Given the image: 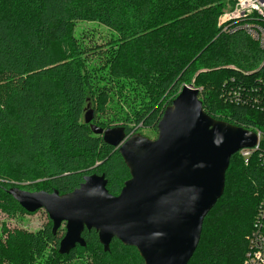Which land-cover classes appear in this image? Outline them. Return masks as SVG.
<instances>
[{
  "label": "trees",
  "instance_id": "trees-1",
  "mask_svg": "<svg viewBox=\"0 0 264 264\" xmlns=\"http://www.w3.org/2000/svg\"><path fill=\"white\" fill-rule=\"evenodd\" d=\"M230 0H0V212L24 211L11 189L71 193L90 175H103L116 196L129 180L117 150L90 124L114 101V92L138 110L123 129L153 128L178 92L200 89L204 113L248 131H264V110L227 101L235 81L248 87L264 81V51L239 29L223 32L219 18ZM230 7L227 9V7ZM98 23L111 32L116 51L106 62V83L88 67L89 55L74 35L76 23ZM93 120L84 123L87 106ZM124 120H130L125 117ZM141 135V134H140ZM264 165L258 153L245 164L230 158L221 198L203 221L188 264H243L261 193ZM48 218V217H47ZM0 264H25L49 253L51 264H144L132 247L113 239L104 251L94 230L83 231L85 247L60 255L65 225L52 222L36 232L1 226ZM89 253L75 261V250Z\"/></svg>",
  "mask_w": 264,
  "mask_h": 264
},
{
  "label": "water",
  "instance_id": "water-1",
  "mask_svg": "<svg viewBox=\"0 0 264 264\" xmlns=\"http://www.w3.org/2000/svg\"><path fill=\"white\" fill-rule=\"evenodd\" d=\"M198 96L193 85L180 90L163 112L155 140L90 126L129 169L118 195L109 194L105 177L96 174L63 196L57 191L8 193L26 212L44 210L53 231L65 225L60 255L85 247L83 231L94 230L104 251L116 239L136 249L144 264H188L205 217L223 195L230 158L257 140L250 131L207 116ZM92 120L89 110L84 123Z\"/></svg>",
  "mask_w": 264,
  "mask_h": 264
},
{
  "label": "rangeland",
  "instance_id": "rangeland-1",
  "mask_svg": "<svg viewBox=\"0 0 264 264\" xmlns=\"http://www.w3.org/2000/svg\"><path fill=\"white\" fill-rule=\"evenodd\" d=\"M231 1V0H230ZM232 5V1L230 6ZM230 8L229 6L227 9ZM74 35L78 41L85 47L86 53L89 55L88 67L91 69V73L96 77L99 83H106V72L107 65L106 62L117 49L116 44L111 43V32L98 23H87L80 22L76 23L74 27ZM130 90L129 95L132 96L135 90H132V85H128L124 88L123 92H114V101L107 107L104 113H100L96 116V123L90 124V126H95L99 124L105 127L110 126H121L123 124H130L135 111L138 110L139 106L135 104L133 106L136 110H130L129 105H124L120 101V96L126 91ZM180 92V91H179ZM178 92V93H179ZM91 110L87 107L86 112ZM85 112V113H86ZM130 117L129 122L124 120L125 117ZM110 125V126H109ZM138 133L144 138L149 140H155L157 138V131L152 127H142L138 126ZM44 210H41L34 214H18L14 218L7 217L4 213L0 212V229L1 226H5L10 230L17 229L26 232H36L41 229L46 223L47 218ZM0 241L4 242V236L1 235L0 230ZM89 253L83 249L77 248L75 250V261H84ZM49 253L42 256L40 259H28L25 264H51Z\"/></svg>",
  "mask_w": 264,
  "mask_h": 264
},
{
  "label": "built area",
  "instance_id": "built-area-1",
  "mask_svg": "<svg viewBox=\"0 0 264 264\" xmlns=\"http://www.w3.org/2000/svg\"><path fill=\"white\" fill-rule=\"evenodd\" d=\"M232 7L219 18L223 32L239 29L255 41L264 51V0H231ZM227 94L231 104L264 110V81L260 78L256 86L248 87L242 80L235 81ZM200 92V89H198ZM248 131V130H247ZM256 135L253 148L242 149L238 153L245 164L258 153L264 165V131H250ZM254 229L247 237L248 249L243 264H264V190L261 193L257 213L253 221Z\"/></svg>",
  "mask_w": 264,
  "mask_h": 264
}]
</instances>
